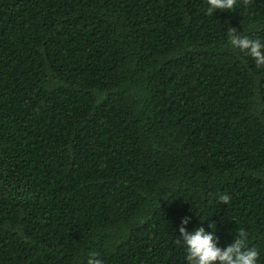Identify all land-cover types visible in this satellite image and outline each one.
<instances>
[{
	"label": "trees",
	"instance_id": "trees-1",
	"mask_svg": "<svg viewBox=\"0 0 264 264\" xmlns=\"http://www.w3.org/2000/svg\"><path fill=\"white\" fill-rule=\"evenodd\" d=\"M206 12L0 0V264H187L186 216L264 264V67L229 41L264 0Z\"/></svg>",
	"mask_w": 264,
	"mask_h": 264
},
{
	"label": "clouds",
	"instance_id": "clouds-1",
	"mask_svg": "<svg viewBox=\"0 0 264 264\" xmlns=\"http://www.w3.org/2000/svg\"><path fill=\"white\" fill-rule=\"evenodd\" d=\"M241 2L246 5L248 0H206V14L211 16L218 10H234ZM229 41L231 47L251 57L257 67H264V43L239 35L234 29L229 33ZM219 200L227 204L230 197L227 194L220 195ZM190 223L191 217L186 216L181 220L178 229L180 234L178 242H182L187 264H258L259 252L248 245L247 233L243 230L236 233L231 244L222 248L219 246V238L215 235L214 223L208 225L211 231L203 226L189 231ZM201 223L205 222L201 221ZM86 264H103V261L97 253L90 252Z\"/></svg>",
	"mask_w": 264,
	"mask_h": 264
}]
</instances>
